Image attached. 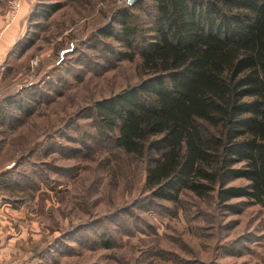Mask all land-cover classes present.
<instances>
[{"label": "rangeland", "instance_id": "374dc122", "mask_svg": "<svg viewBox=\"0 0 264 264\" xmlns=\"http://www.w3.org/2000/svg\"><path fill=\"white\" fill-rule=\"evenodd\" d=\"M10 1L0 0V174L10 172L0 264H264V203L229 212L188 194L179 205L151 199L143 163L89 117L146 76L100 30L118 29L126 9L147 27L153 0H17L14 18ZM49 4L60 6L37 18Z\"/></svg>", "mask_w": 264, "mask_h": 264}, {"label": "trees", "instance_id": "16d2710c", "mask_svg": "<svg viewBox=\"0 0 264 264\" xmlns=\"http://www.w3.org/2000/svg\"><path fill=\"white\" fill-rule=\"evenodd\" d=\"M59 6L35 16L47 21ZM151 8L147 27L126 9L118 29L100 30L125 48L119 56H138L146 76L95 101L89 117L143 163L151 199L179 205L188 194L229 212L242 199L263 204L264 0H153ZM15 107L25 114L26 103Z\"/></svg>", "mask_w": 264, "mask_h": 264}, {"label": "built area", "instance_id": "2783aa9c", "mask_svg": "<svg viewBox=\"0 0 264 264\" xmlns=\"http://www.w3.org/2000/svg\"><path fill=\"white\" fill-rule=\"evenodd\" d=\"M125 1L128 2L129 0H125ZM18 10H19V2L17 0H11L9 2V10H8V14L10 18H14L18 13Z\"/></svg>", "mask_w": 264, "mask_h": 264}, {"label": "water", "instance_id": "95a60500", "mask_svg": "<svg viewBox=\"0 0 264 264\" xmlns=\"http://www.w3.org/2000/svg\"><path fill=\"white\" fill-rule=\"evenodd\" d=\"M137 0H129V3L136 2Z\"/></svg>", "mask_w": 264, "mask_h": 264}]
</instances>
